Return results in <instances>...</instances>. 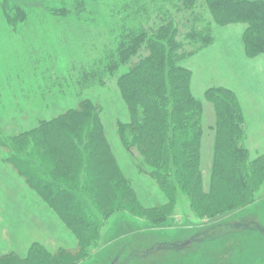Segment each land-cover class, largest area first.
Instances as JSON below:
<instances>
[{
  "label": "trees",
  "instance_id": "1",
  "mask_svg": "<svg viewBox=\"0 0 264 264\" xmlns=\"http://www.w3.org/2000/svg\"><path fill=\"white\" fill-rule=\"evenodd\" d=\"M31 1L1 0L0 12L14 32L26 35L30 24L40 22L25 6ZM58 1L46 7L47 17L36 14L58 27L77 26V32L71 30L77 55L59 69L33 70L49 78V84L40 85L41 99L51 103L69 87L82 94L116 79L129 113L128 121L117 122L120 142L166 202H143L108 139L102 106L82 99L54 117L38 118L32 128L7 137L0 134L3 161L40 200L34 210H25L35 214L41 209L44 217L53 222L56 218L76 244L51 250L34 240L24 254L0 250V264H79L99 247L102 222L112 215L124 212L167 227L180 197L197 219L207 218L209 224L254 204L264 186V153L251 156L240 97L225 85L204 92L215 113L212 164L205 179L204 102L193 92L195 71L190 64L216 45L217 26L238 23L245 24L246 56L264 55V0ZM57 34L62 43L69 33ZM28 89L26 100L36 101Z\"/></svg>",
  "mask_w": 264,
  "mask_h": 264
},
{
  "label": "rangeland",
  "instance_id": "2",
  "mask_svg": "<svg viewBox=\"0 0 264 264\" xmlns=\"http://www.w3.org/2000/svg\"><path fill=\"white\" fill-rule=\"evenodd\" d=\"M58 3V0H34L25 4L32 10V16L38 15L40 19L25 29L26 35L11 30L0 12L1 136L32 128L38 118L54 117L76 106L82 99H92L103 108L108 139L143 202L150 206L166 202L158 185L137 166V159L120 142L117 122L128 121L129 113L116 79L82 94H77L72 87L63 93H58L55 88L58 100L53 99L50 103L41 99L44 90L40 85L42 82L49 84V78L33 70H44L45 66L59 69L72 54L77 55V40L72 39L74 34L71 32H77V26L65 29L47 19L41 21V16L47 17L46 7ZM241 27L245 29V24L217 26L216 45L201 52L190 64L195 71L193 92L204 102L202 164L206 180L212 164L215 133L211 126L215 123V113L204 92L212 85H225L237 91L247 120V147L253 158L264 153V69L254 67L257 63H264V55L255 57H260L258 60L246 56ZM63 30L70 35L61 43L57 32ZM122 72L123 69L119 74ZM64 85V89L69 86L67 82ZM28 86L32 98L37 97L36 101L26 100ZM5 154L0 146V196H6L5 200L0 199V250H16L24 254L34 240L46 244L51 250L74 246V236L56 218L53 222L44 217L41 209L35 214L25 210L27 206L34 210L39 197L3 161ZM210 222L207 218L197 219L183 197L179 198L176 212L167 227H155L145 219L117 213L102 222L99 247L93 250L89 259L79 264H264V186L254 204L217 217L212 224Z\"/></svg>",
  "mask_w": 264,
  "mask_h": 264
},
{
  "label": "crops",
  "instance_id": "3",
  "mask_svg": "<svg viewBox=\"0 0 264 264\" xmlns=\"http://www.w3.org/2000/svg\"><path fill=\"white\" fill-rule=\"evenodd\" d=\"M231 25H235V24H231ZM231 25H228V26H231ZM227 27V26H226ZM242 28V33H243V30H244V27H241ZM243 35V34H242ZM260 58V57H258ZM258 58H254L252 60H258ZM264 62V61H262ZM255 68H260L261 70L264 69V63L260 64V63H257L256 65H254Z\"/></svg>",
  "mask_w": 264,
  "mask_h": 264
}]
</instances>
